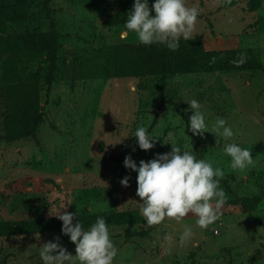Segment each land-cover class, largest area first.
I'll use <instances>...</instances> for the list:
<instances>
[{"label":"rangeland","instance_id":"374dc122","mask_svg":"<svg viewBox=\"0 0 264 264\" xmlns=\"http://www.w3.org/2000/svg\"><path fill=\"white\" fill-rule=\"evenodd\" d=\"M26 3L28 20L9 22L5 33H44L53 19L61 47L57 79L41 92L45 117L36 137L0 138V220L41 217L43 212L30 207L44 202L50 203L48 215L140 212L138 173L124 166L125 156L131 154L139 164L171 151L165 142L173 140L224 170L228 185L221 181L220 186L228 199L221 215L205 229L196 225L192 213L130 227V232L146 230V235H128L127 225L109 226L118 248L113 264H264V70L170 76L162 96L159 77H116L112 72L114 47L140 44L123 24L134 0H51L49 15L45 0ZM188 5L202 9L191 37L201 36L207 49L248 50L264 63V3L255 11L247 0H188ZM47 64L30 56L0 58V136L8 107L4 84ZM185 99L200 102L209 127L217 117L224 118L235 135L225 140L206 131L194 138L187 128L193 110ZM140 125L160 136L150 150L137 144L134 134ZM230 142L251 149L253 164L243 171L232 169L231 157L223 152ZM126 175L128 186L120 183ZM245 197L251 199L249 212L244 211ZM186 226L194 234L181 243ZM57 237L75 254V244L57 228L0 237V264H41L39 247Z\"/></svg>","mask_w":264,"mask_h":264},{"label":"clouds","instance_id":"9594fccd","mask_svg":"<svg viewBox=\"0 0 264 264\" xmlns=\"http://www.w3.org/2000/svg\"><path fill=\"white\" fill-rule=\"evenodd\" d=\"M201 11L197 5L189 6L188 0H154L151 7L149 0H134L123 24L127 32L136 35L139 43L163 44L175 51L181 39L191 38ZM243 62V59L239 61ZM185 100L189 103V109L193 110L187 121V128L193 135L203 136L206 131H211L225 140L235 135L224 118L217 117L209 127L207 114L200 102L196 99ZM134 136L141 150L152 149L156 138L160 137L144 125L136 128ZM165 143L172 145L171 151L156 153L153 159L140 160L139 164L131 154L125 156L124 166L138 173L137 196L142 198L143 205L140 213L147 225L158 224L165 217L180 219L192 213L197 217L196 225L205 229L219 219L228 199L220 186L224 170L214 167L210 160L198 158L193 151L176 141ZM133 151L136 149L133 148ZM223 152L231 157L230 166L234 170L243 171L253 164L251 149L236 142L226 143ZM129 181L130 176L126 175L120 183L128 186ZM57 215L62 221V234L67 235L76 246L75 254L59 243L57 237L39 247L37 253L41 264H113L118 248L111 238V230L104 216H97L95 222L85 228L80 219L73 222L74 217H80L79 211H65L62 214L59 211ZM193 234L192 227L186 226L180 234V242L191 239Z\"/></svg>","mask_w":264,"mask_h":264},{"label":"trees","instance_id":"16d2710c","mask_svg":"<svg viewBox=\"0 0 264 264\" xmlns=\"http://www.w3.org/2000/svg\"><path fill=\"white\" fill-rule=\"evenodd\" d=\"M45 0V8L50 12L49 3ZM264 0H247V6L255 11L263 8ZM29 18L26 0L14 3L0 2V58L6 55L12 60L19 56L43 58L48 64L29 72L24 78L6 82L3 96L7 102V113L4 120V133L0 138L13 142L26 137H36L37 131L44 121L45 110L41 101L44 86L48 90L55 83L58 71L60 33L51 19V28L44 33L23 31L20 33H5L9 22L23 23ZM264 23V16L261 18ZM213 58H215L213 60ZM243 59V63L239 61ZM112 72L116 77L155 76L159 77L160 91L165 95L166 79L170 76L190 73H209L229 70H264V63L253 53L242 48L207 49L201 36L188 40L181 39L179 47L172 51L163 44L130 45L120 44L110 53ZM195 138V135H194ZM196 145L197 141L194 140ZM221 181L228 185L227 180ZM250 198H243L245 212H249ZM32 211L43 212L41 217L18 220H0V237L29 235L49 232L62 228L58 215H48L49 202L31 208ZM80 217H74V223L80 219L88 228L95 222L97 216H104L109 226L127 225L128 235H146V230H134L130 227L143 223L144 218L136 210L104 212L88 214L79 212Z\"/></svg>","mask_w":264,"mask_h":264}]
</instances>
